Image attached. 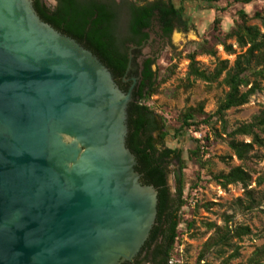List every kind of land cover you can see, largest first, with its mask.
I'll return each mask as SVG.
<instances>
[{
    "label": "water",
    "instance_id": "obj_1",
    "mask_svg": "<svg viewBox=\"0 0 264 264\" xmlns=\"http://www.w3.org/2000/svg\"><path fill=\"white\" fill-rule=\"evenodd\" d=\"M110 72L32 0H0V264L140 253L157 191L127 147L134 85L122 91Z\"/></svg>",
    "mask_w": 264,
    "mask_h": 264
},
{
    "label": "trees",
    "instance_id": "obj_2",
    "mask_svg": "<svg viewBox=\"0 0 264 264\" xmlns=\"http://www.w3.org/2000/svg\"><path fill=\"white\" fill-rule=\"evenodd\" d=\"M203 5H212L219 0H195ZM256 0H236L242 5L251 4ZM37 15L47 24L57 29L63 35L73 39L84 49L97 55L102 63L111 71V75L119 88L126 92L130 82L122 85L121 79L128 71L130 63L129 46L138 45L148 38V30L155 23L160 27L162 35L170 37L175 29L187 31L188 19L185 13L184 0H56L55 6L48 5L46 0H32ZM237 18L228 31H223V19L219 15L214 18L213 29L216 43L208 40L197 43L194 51L187 56L189 59L188 77L203 82L213 83L221 78L226 87L225 96L218 101L212 114L204 113V103L189 107L178 117V125H166L164 117L155 112L148 102L158 94L159 87L169 77L161 70H154V59H147L142 70L138 62L133 60L136 82L133 87L134 101L127 111V147L135 157V167L145 185L153 186L157 191V218L140 253L132 262L122 264H173L175 244L179 242V229L183 223L181 208L187 204L190 194H185V183L182 179L185 169L182 158L183 149L168 145V140H178L185 130L200 133L199 139L190 137L195 147H190V158L201 161L202 153L214 139L227 142L233 156L241 163L230 166L229 171L212 173L206 168L211 179L227 189L234 184H242L243 197L234 201L237 208L253 210L260 206V197L255 196L252 169L248 166L252 157L259 160L264 153L258 155L257 148L264 150V110L252 116L246 123H240L229 129L227 112L249 103L252 95L261 91L264 82V31L257 24H249L250 14L245 9L237 12ZM253 17L258 18L264 28V12L253 11ZM227 40H234L240 49L234 63L230 66L228 60H218L212 73L201 68L197 56L200 54L215 55V44H220L229 54H235L233 45ZM219 122L220 127L215 124ZM249 137L250 141L239 140L238 137ZM207 142V145L204 143ZM257 147V148H256ZM229 158V157H228ZM221 160H225L221 157ZM172 162L178 164L176 172L177 190L172 197L168 183ZM204 163L208 161H203ZM202 162V165L204 164ZM225 162V161H224ZM205 163V164H207ZM198 181L202 179L198 176ZM258 185L264 184L263 178L256 179ZM198 182L190 186V191L197 190ZM197 201L195 202V204ZM212 203L204 205L208 208ZM232 215L225 214L223 225L216 222L206 223L212 234L204 243L205 250L200 254L197 264L206 256L207 251L217 246L220 252L232 247L233 238L241 239L251 234V228L244 225H233ZM191 229L195 221H184ZM240 256L236 247L233 253L224 260ZM245 264H264V244L255 248Z\"/></svg>",
    "mask_w": 264,
    "mask_h": 264
},
{
    "label": "rangeland",
    "instance_id": "obj_3",
    "mask_svg": "<svg viewBox=\"0 0 264 264\" xmlns=\"http://www.w3.org/2000/svg\"><path fill=\"white\" fill-rule=\"evenodd\" d=\"M51 7L55 6L56 0H46ZM119 1V0H116ZM185 1V13L188 19V30L181 31L175 29L170 37L162 35L157 23L150 30L148 41L140 47L143 57H151L156 60L153 66L154 70H161L169 77L159 87L158 94L153 96L148 105L156 113L164 117L166 125L170 127L177 126L179 114L189 107H196L204 103V113L212 114L220 101L226 94V87L221 83V78L213 83L203 82L198 79L188 77L189 59L188 54L194 51L197 43L208 40L210 43H216V36L213 29L214 18L219 15L223 19V31H228L233 26V21L237 18V11L245 9L250 14L249 24H257L264 31L258 18L253 17V11L258 9L264 12V0H256L248 5H242L236 0H219L212 5H203L195 0ZM227 43L233 45L235 54L226 53L220 44H215L216 54H200L197 56L202 69L212 73L218 60H228L230 66L233 65L240 49L236 46L234 40H227ZM139 57L138 60H142ZM261 91L252 95L249 103L244 106L231 109L227 112V123L229 129H233L240 123L249 122L252 116L264 110V82L261 84ZM220 127L219 122L215 124ZM190 137L199 139L200 133H194L191 130H185L178 140H168V145L175 148L178 146L183 149L182 158L185 169H183L182 179L185 183V194H190L187 204L181 208V217L183 223L179 229V242L175 244L173 254V264H197L200 254L205 250L204 243L212 234L207 229L206 223L216 222L223 225L225 214L232 215L231 224L244 225L251 228V234L243 236L241 239L233 238L232 247L224 248L220 252L217 246L207 251L206 256L201 260V264H224V260L229 257L237 247L240 252L238 258L230 260L227 264H245L250 258L254 249L264 244V184L258 185L256 179H264V158L259 160L252 157L248 166L252 169L253 182L250 188H254V194L260 197V206L253 210L237 208L234 201L243 197L244 188L242 184L228 186L227 189L221 188L218 183L211 179L206 168L212 173L229 171L230 166H237L241 163L233 156L232 150L227 142L214 139L202 153L201 161L190 158L189 149L195 147ZM239 140L249 142V137L240 136ZM207 145V142H204ZM257 148V147H256ZM264 150L257 148V154H263ZM225 158V162L221 160ZM229 157V158H228ZM203 161H208L205 162ZM202 162L204 163L202 165ZM178 164L172 162L169 166L170 175L168 183L172 197L176 195L177 181L176 172ZM198 176L202 181H198ZM198 182V189L190 191V186ZM197 203L195 204V202ZM212 203L208 208L204 205ZM195 221L191 229L187 228L184 221Z\"/></svg>",
    "mask_w": 264,
    "mask_h": 264
},
{
    "label": "flooded vegetation",
    "instance_id": "obj_4",
    "mask_svg": "<svg viewBox=\"0 0 264 264\" xmlns=\"http://www.w3.org/2000/svg\"><path fill=\"white\" fill-rule=\"evenodd\" d=\"M148 32L150 33V30H148ZM149 33H148V38L146 40L142 41L140 44L134 45V46L133 45L129 46L128 53H129V59L131 61V68L127 72H125L124 76L121 79L122 85H126L130 82L128 90L136 82V79L133 80V78L135 77V76H133V72H135V66L133 65V63H134L133 60L135 59V62H138L139 70H142L144 65H145L146 60L147 59H153L151 57H143V55L141 54V51H140V47L143 46L148 41ZM139 57H143V59L139 61L138 60Z\"/></svg>",
    "mask_w": 264,
    "mask_h": 264
}]
</instances>
